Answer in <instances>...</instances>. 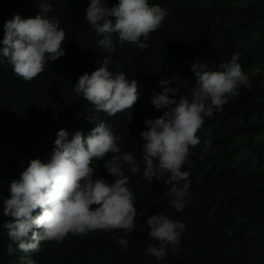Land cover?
Returning <instances> with one entry per match:
<instances>
[{
	"label": "clouds",
	"instance_id": "obj_1",
	"mask_svg": "<svg viewBox=\"0 0 264 264\" xmlns=\"http://www.w3.org/2000/svg\"><path fill=\"white\" fill-rule=\"evenodd\" d=\"M51 5L39 4L35 17L14 14L3 25L0 39V65L11 66L24 86L42 74L49 62L65 55L68 34L60 19L50 16ZM167 10L149 0H90L84 19L95 32L97 46L114 53L117 37L125 43L146 49L150 34L160 29ZM240 53L212 70L194 62L191 71L195 84L188 95L173 99L178 89L172 80L161 79L163 90L154 94L155 109H167L155 119H146L140 132L139 146L116 133L98 117L85 136L77 131L71 139L56 128L39 140L42 151L22 160L28 162L19 179L10 183V198L3 200V224L11 245L0 251L4 264H116L112 257L139 249L158 260L178 250L185 224L180 221L189 203V171H183L192 149L201 147L198 135L215 112L239 96L240 88H251L249 76L242 69ZM107 55L90 75L84 73L73 91L93 106L95 113L113 117L127 113L140 99V84L124 72L109 70ZM210 147L204 141L202 150ZM236 153V162L241 149ZM168 190L170 209L152 211L146 207L157 190ZM159 202V199L158 201ZM150 237V239L148 238ZM156 243H154L153 241ZM14 246V247H13ZM17 250L19 253H17ZM171 251V252H169ZM35 258V261L33 260Z\"/></svg>",
	"mask_w": 264,
	"mask_h": 264
},
{
	"label": "trees",
	"instance_id": "obj_2",
	"mask_svg": "<svg viewBox=\"0 0 264 264\" xmlns=\"http://www.w3.org/2000/svg\"><path fill=\"white\" fill-rule=\"evenodd\" d=\"M190 1L149 0L164 7L168 16L162 27L150 34L148 47L120 46L114 36L116 51L105 53L84 19L90 0H0V39L6 21L14 14L35 17L41 2L51 5L49 15L58 17L68 34L65 55L49 62L28 88L10 65H0V251L11 245L3 228L9 220L3 214V200L10 198V183L19 179L28 165L20 164L22 160L32 151H42L39 140L44 132L48 139L56 128L65 130L69 139L77 131L86 136L97 122L92 117H98L122 140L139 146L140 154L144 121L167 110H157L151 104L153 95L163 90L159 81L172 80L170 86L178 92L169 95L178 100L180 95L190 94L195 84L194 62L220 70V64L239 52L251 88L242 86L238 98L205 118L198 132L202 146L209 141L210 147L206 151L202 146L192 149L182 169L190 172L192 188L185 209L176 211L185 224L178 250L158 261L139 249L112 259L116 264H264V0H205L204 6H193ZM117 2L107 0L109 6ZM107 55L111 57L109 70L124 72L141 86L130 121L127 113L113 117L95 113L93 106L73 91L78 77L90 75ZM241 147L248 155L236 162ZM167 190V186L157 190L146 208L173 212L168 205L171 197L165 196Z\"/></svg>",
	"mask_w": 264,
	"mask_h": 264
},
{
	"label": "rangeland",
	"instance_id": "obj_3",
	"mask_svg": "<svg viewBox=\"0 0 264 264\" xmlns=\"http://www.w3.org/2000/svg\"><path fill=\"white\" fill-rule=\"evenodd\" d=\"M190 4L193 6H204L205 4V0H193L190 1ZM248 155V151L246 148H243L240 150L239 155H238V159L244 158Z\"/></svg>",
	"mask_w": 264,
	"mask_h": 264
},
{
	"label": "bare ground",
	"instance_id": "obj_4",
	"mask_svg": "<svg viewBox=\"0 0 264 264\" xmlns=\"http://www.w3.org/2000/svg\"><path fill=\"white\" fill-rule=\"evenodd\" d=\"M35 261V258L33 259ZM36 264V263H35Z\"/></svg>",
	"mask_w": 264,
	"mask_h": 264
}]
</instances>
